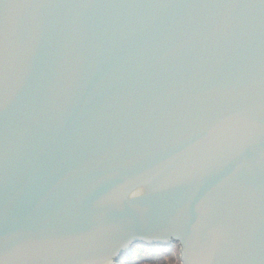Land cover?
I'll list each match as a JSON object with an SVG mask.
<instances>
[{"label": "water", "instance_id": "95a60500", "mask_svg": "<svg viewBox=\"0 0 264 264\" xmlns=\"http://www.w3.org/2000/svg\"><path fill=\"white\" fill-rule=\"evenodd\" d=\"M264 264V0H0V264Z\"/></svg>", "mask_w": 264, "mask_h": 264}, {"label": "trees", "instance_id": "16d2710c", "mask_svg": "<svg viewBox=\"0 0 264 264\" xmlns=\"http://www.w3.org/2000/svg\"><path fill=\"white\" fill-rule=\"evenodd\" d=\"M174 248H178V255ZM180 258V248L178 244L171 247L150 246L146 244H136L134 252L125 256L118 264H175Z\"/></svg>", "mask_w": 264, "mask_h": 264}, {"label": "rangeland", "instance_id": "374dc122", "mask_svg": "<svg viewBox=\"0 0 264 264\" xmlns=\"http://www.w3.org/2000/svg\"><path fill=\"white\" fill-rule=\"evenodd\" d=\"M180 248V247H179ZM174 252H175V254H177L178 255V248H174ZM175 264H179V260H178V258H177V260H176V263ZM181 264V263H180Z\"/></svg>", "mask_w": 264, "mask_h": 264}]
</instances>
